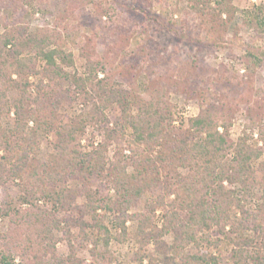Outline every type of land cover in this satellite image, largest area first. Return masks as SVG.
Segmentation results:
<instances>
[{"label":"trees","instance_id":"1","mask_svg":"<svg viewBox=\"0 0 264 264\" xmlns=\"http://www.w3.org/2000/svg\"><path fill=\"white\" fill-rule=\"evenodd\" d=\"M231 1L217 0L212 16L215 29L231 24L235 13ZM12 31L0 35V183L18 179L26 202L44 198L60 208L71 207L76 196H84V209L77 210L80 230L92 242L89 264H110L109 243L128 236L125 224L129 219L136 223L137 236L153 229L148 235L152 236L156 229L152 215L159 207L166 209L162 233L173 234L171 250L175 254L169 264H264V161L254 165L263 147H258L247 131L235 140L230 137V110L211 103L186 126L181 122L175 128L172 107L160 90L140 97L136 89L113 87L106 76L95 80L91 74H70L62 66L72 64V55L54 47L60 39L55 32L15 35ZM87 66L102 68L103 64L89 61ZM33 75L40 76L34 96L28 80ZM12 91L17 94L9 97ZM77 99L91 107L71 120L63 119L61 104ZM112 103L118 105L120 116L109 127L104 112ZM10 113L15 120L12 129L1 124ZM29 122L33 123L31 129L27 128ZM89 125L102 130L103 141L97 147L90 142L89 146L70 148ZM247 128L264 135L259 120L252 118ZM39 131L53 135V153L46 163L37 159ZM119 137L127 140L128 149L117 146L114 161L109 162L106 151ZM99 179L112 185L113 199L92 189L91 183ZM255 188L260 192L255 195L254 210L249 211L245 200ZM147 191L154 198L144 211L128 215ZM83 215L88 221H82ZM18 216L25 220L18 233L24 236L21 254L26 260L22 264H80L71 244L67 258L55 253L52 229H60L61 220L31 209L19 211ZM109 218L119 230L117 236L106 224ZM65 221L64 234L70 236L77 221ZM16 227L19 225H12L14 231ZM86 229L98 236L88 237ZM100 241L102 251L97 249ZM224 242L231 245L227 254L222 253ZM189 245L195 251L186 254ZM12 253L0 251V262L12 264Z\"/></svg>","mask_w":264,"mask_h":264},{"label":"rangeland","instance_id":"2","mask_svg":"<svg viewBox=\"0 0 264 264\" xmlns=\"http://www.w3.org/2000/svg\"><path fill=\"white\" fill-rule=\"evenodd\" d=\"M216 4L217 0H0V35L12 30L15 35L17 32L26 35L55 32L60 39L54 47L59 46L64 53L72 55L71 65H61L65 71L80 77L91 74L95 80L106 76L113 87L136 89L140 97L160 90L172 107L175 128L181 122L186 126L187 121L198 116L206 105L223 106L232 113L230 137L235 140L247 131L253 142L263 147L261 158L255 161L254 165H257L264 161V135L257 130L251 133L247 127L252 118L264 126V0H232L235 13L229 27L222 30L215 29L212 21ZM8 51L12 53V47ZM89 61H100L103 66L89 67ZM12 78L17 79L15 74ZM39 79V75L28 78L32 96ZM68 86L72 87L71 84ZM16 94L12 91L8 96ZM90 107L91 103L77 99L62 103L59 113L63 119L71 120ZM104 113L112 127L115 118L120 116V109L112 103ZM14 121V115L10 113L1 124L12 129ZM32 127L33 123L29 122L27 128ZM103 138L102 130L89 125L70 148L89 146L90 142L97 147ZM37 139V159L46 163L48 155L53 153V135L39 131ZM127 145L123 137L111 142L106 151L109 162L114 161L117 146L128 149ZM124 153L129 154L128 150ZM179 171L186 173L184 169ZM95 182L91 183L92 189L103 197L114 198L112 185L101 179ZM224 185L229 187L227 183ZM259 192L260 189L255 188L246 198L247 210H254L255 195ZM152 198L154 195L150 191L145 192L134 202L128 215L142 213ZM26 201L18 179L0 183V251L13 252L12 264H22L25 259L21 254L24 236L18 234L24 228L25 220L24 216L18 215L19 211L30 209L61 220V228L52 229L51 239V242L55 241L58 257L70 256L71 244L80 264L92 262V242L86 240L80 230L77 210L83 211L84 196H76L73 205L64 208L44 198ZM165 210L163 207L154 210L152 219L156 229L151 232L152 236L148 235L153 229L137 236L136 223L129 219L125 224L128 236L123 240L114 238L109 243L110 264H140L141 260L142 264H169L175 253L171 250L173 234L161 231ZM4 211L7 213L3 214ZM65 219L77 221L70 236L64 234ZM83 220L88 221V217L83 215ZM111 221L109 218L106 224L117 236L119 230ZM12 225L19 227L14 231ZM86 232L90 238L98 236L92 229H86ZM230 248L231 245L224 242L222 253L227 254ZM97 249L103 250L102 241ZM194 251L193 245L184 250L186 254Z\"/></svg>","mask_w":264,"mask_h":264},{"label":"built area","instance_id":"3","mask_svg":"<svg viewBox=\"0 0 264 264\" xmlns=\"http://www.w3.org/2000/svg\"><path fill=\"white\" fill-rule=\"evenodd\" d=\"M35 16H36V17H39V15H38V14H35ZM45 20H46V22H48V21H49V19H45ZM45 20H44V21H45Z\"/></svg>","mask_w":264,"mask_h":264}]
</instances>
